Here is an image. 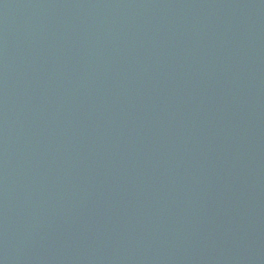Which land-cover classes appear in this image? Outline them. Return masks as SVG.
Returning a JSON list of instances; mask_svg holds the SVG:
<instances>
[{
    "label": "water",
    "instance_id": "obj_1",
    "mask_svg": "<svg viewBox=\"0 0 264 264\" xmlns=\"http://www.w3.org/2000/svg\"><path fill=\"white\" fill-rule=\"evenodd\" d=\"M0 264H264V0H0Z\"/></svg>",
    "mask_w": 264,
    "mask_h": 264
}]
</instances>
